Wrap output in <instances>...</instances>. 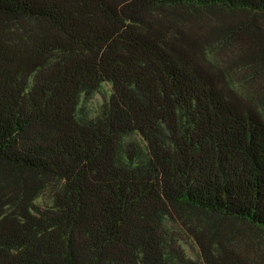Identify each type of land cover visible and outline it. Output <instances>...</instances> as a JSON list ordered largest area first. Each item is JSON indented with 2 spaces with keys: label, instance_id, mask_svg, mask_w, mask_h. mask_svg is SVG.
Masks as SVG:
<instances>
[{
  "label": "trees",
  "instance_id": "1",
  "mask_svg": "<svg viewBox=\"0 0 264 264\" xmlns=\"http://www.w3.org/2000/svg\"><path fill=\"white\" fill-rule=\"evenodd\" d=\"M237 222L264 233V0H0V264H264Z\"/></svg>",
  "mask_w": 264,
  "mask_h": 264
},
{
  "label": "rangeland",
  "instance_id": "2",
  "mask_svg": "<svg viewBox=\"0 0 264 264\" xmlns=\"http://www.w3.org/2000/svg\"><path fill=\"white\" fill-rule=\"evenodd\" d=\"M110 89L111 88L109 84H104L103 88L99 92L95 93L90 99L86 100V107L92 112H96L101 103L104 102L105 98L110 93ZM37 202L46 204L45 197L40 198ZM236 226L241 228L242 232L244 233L245 240L248 243L252 244L254 248H256V250L253 249V252L256 251L257 253H259L260 258L264 260V233L248 224L237 222ZM246 245L247 243H244V246ZM190 246L191 247H188V245H186V247H188V251L192 253L191 249L194 248V246L191 243Z\"/></svg>",
  "mask_w": 264,
  "mask_h": 264
}]
</instances>
